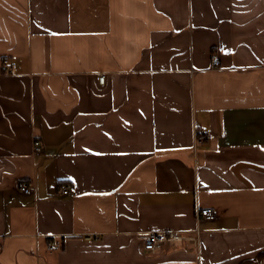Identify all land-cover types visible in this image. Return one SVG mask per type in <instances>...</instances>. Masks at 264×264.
<instances>
[{
  "label": "crops",
  "instance_id": "crops-1",
  "mask_svg": "<svg viewBox=\"0 0 264 264\" xmlns=\"http://www.w3.org/2000/svg\"><path fill=\"white\" fill-rule=\"evenodd\" d=\"M0 264H264V0H0Z\"/></svg>",
  "mask_w": 264,
  "mask_h": 264
},
{
  "label": "built area",
  "instance_id": "built-area-1",
  "mask_svg": "<svg viewBox=\"0 0 264 264\" xmlns=\"http://www.w3.org/2000/svg\"><path fill=\"white\" fill-rule=\"evenodd\" d=\"M211 62H212V65L214 68L217 67L218 61H217V58L214 54L211 55ZM6 65H7V61L4 59L3 63H2V69L4 71L10 72L7 69ZM98 82L103 84V82H104V76L103 75L99 76ZM194 137H195V141H201V140L205 139L206 135L201 131L200 128H196L194 131ZM33 151L34 152H40L41 151V145H40L39 140H37V139H34V141H33ZM17 186H18V190L21 191L23 194H28L32 191L30 186L24 182H19ZM75 192H76V189L73 186H61L59 189V193L62 196H67V195L73 194ZM215 217H216L215 211L213 209H210V208H200L196 211L197 221H200V220L212 221L215 219ZM194 234H195V237H194L195 241L197 243H199L198 242L199 241V238H198L199 230L196 229L194 231ZM182 239H183L182 234H180L179 232H176V231H169V232L152 231L145 236V242H144L143 247L145 250L152 251L160 243H164V242L177 243V242H180ZM49 248H52V246Z\"/></svg>",
  "mask_w": 264,
  "mask_h": 264
}]
</instances>
